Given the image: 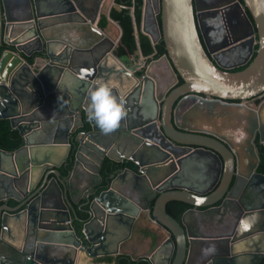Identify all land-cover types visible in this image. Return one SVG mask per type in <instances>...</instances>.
Masks as SVG:
<instances>
[{"label":"water","instance_id":"1","mask_svg":"<svg viewBox=\"0 0 264 264\" xmlns=\"http://www.w3.org/2000/svg\"><path fill=\"white\" fill-rule=\"evenodd\" d=\"M88 1L0 0V119H10L23 138L17 149H0V189L5 194L12 190L9 197L19 202L0 205V244L4 232L13 226L31 248L17 247L18 264H79L84 256L111 253L125 239L112 238L110 221L131 231L144 208L134 192L146 182L156 198L148 216L156 226L149 229L150 240L156 248H166L163 242L167 240L169 264H241L242 256L251 257L243 264H259L264 258V202L249 208L239 203L242 215L233 231L225 234L194 232L188 218L198 207L224 209L233 201L234 179V186L240 178L264 180V173L256 170L259 159L245 154V148L253 147L258 128L263 129L264 140V125L260 126L258 112L247 103L264 92V0H222L202 7L196 0H144L142 30L154 44L163 37L167 48L163 58L173 74L178 72L184 80L166 97L158 98L159 80L150 69L138 76V63L128 65L110 50L109 55L99 54L101 42L83 46L49 35L54 25L80 22L102 41L105 33L86 12ZM98 6L93 1L89 8L96 13ZM216 12L238 16L248 28L232 47L249 44L253 52L254 45H259L256 57L241 70L214 60L210 53L217 50L206 48L202 41L204 18ZM151 20L153 29L148 25ZM79 39L94 42L86 35ZM111 59L115 65H109ZM113 77L118 84L111 82ZM100 84L116 87L126 112L120 126L109 134L102 133L88 114L91 92ZM143 91H151L153 104L135 110L134 98ZM54 92L59 95L56 108L61 113L55 123L37 113ZM188 93L199 100L180 117L176 110L174 117L177 99ZM240 130L245 134L238 139ZM107 141L117 146L123 143L125 149L115 154L105 150L98 168L82 176L80 187H67L61 167L68 165L69 155L73 153L74 161L69 175H74L84 151L91 154L87 147L97 148ZM197 152L210 154L214 161L213 184H219L215 189L211 186L212 191L176 181L184 165L204 159L196 158ZM242 156L247 157L246 172L241 168ZM105 157L118 165H133L115 169L105 179L101 173ZM19 182L30 185L29 190ZM82 194L86 202L74 206ZM174 200L192 205L181 219L167 210ZM207 220L202 216L205 226H209ZM209 245L215 251L205 256ZM145 256L158 264L150 253Z\"/></svg>","mask_w":264,"mask_h":264},{"label":"flooded vegetation","instance_id":"2","mask_svg":"<svg viewBox=\"0 0 264 264\" xmlns=\"http://www.w3.org/2000/svg\"><path fill=\"white\" fill-rule=\"evenodd\" d=\"M220 1L222 0H196V5L201 6V7L210 6L212 4L219 3ZM93 13L94 12L92 10V14ZM213 14L214 15L211 16L212 18H209L208 16L204 18V20L206 21V24H205L206 33L204 34L200 30L202 41L204 45L206 46V48L209 47V48L217 50L216 52L212 54L210 53V55L212 56L214 60L219 61L224 66H228L231 70L236 71L238 70L237 68L239 67H246L256 57L257 51L259 48L258 43L254 45L253 52H251L249 44L238 46V47H232L233 44H231L236 37L244 34L248 30V28L246 27L244 23V20L241 21L238 16H234L233 14H227L226 12L225 13L216 12ZM249 15H251L250 12H249ZM149 29H153V23L149 26ZM140 31H142V26H141ZM140 31L138 29L137 38H139ZM161 39H163V37L160 38V40ZM223 46L225 48H221ZM4 47L6 48V46ZM213 55L215 57H213ZM162 58H163V55L159 58H154L152 55L149 59L146 60V62L148 63L149 61L151 63L156 60H160ZM146 70L147 69L144 70L143 75L145 74ZM156 78L159 80L158 81L159 89L156 90L157 98L160 95H164V97H166L168 94H170V92L174 88L178 87L184 82L180 74L178 72H176V74H173V72L170 70L168 65L166 69H163V70L161 69L160 74L157 75ZM191 95H194V94L188 93L186 95L180 96L177 99L174 105V115H173L174 117H175L176 110L179 113V117H180L184 114V112L187 109H189L192 105H194L199 100L198 98L197 99L192 98ZM57 98H59V95L58 93H55V92L53 94H50L47 97L46 101H47V105L49 106V108H51L52 101ZM227 102L234 103V100L227 101ZM237 102H241V100H238ZM159 103L161 106L163 104V99L159 100ZM247 103L251 108H254V110L258 112L259 119H260L259 120L260 126L264 125V92L257 95L256 97H253ZM49 121H52V120L47 119V122ZM261 130L263 129L261 128L257 129V132L254 135V138L252 141L253 147L245 148L246 149L245 154L248 157L256 156L259 159L258 164L256 166V170L257 172L264 173V171L260 170V168L264 166V140H262ZM244 134L245 133L242 130L238 131L237 132L238 139H240L242 135ZM177 149L179 152H183L182 149H179V148ZM195 157L204 158V159H201V160L198 159L190 164L187 163L188 165L186 167L184 165L182 167L183 174L181 172V174H179V176L177 177L176 181L179 184H186V183L192 184L193 186L198 188V190H201V191H212L219 184V183L213 184L215 177H216V169H215L214 161L212 160L210 154H203L201 152H197L195 154ZM130 165H133V163H130ZM130 165L126 166L124 164V166H119L117 167V169L122 170V168H126ZM234 181L232 182V186H231L232 188L234 187L233 201L228 202L229 204L224 209L218 212L214 210L213 208L198 207L196 210H194L195 212L189 213L188 221L190 223L191 229L194 232L202 231L204 233L211 234V235L216 234V231H214L215 233H213L212 230L215 229L214 223H217L218 221L220 222V225H221L220 234L232 232L236 221L242 215V212L240 208L238 207L239 203L244 205L246 208H249V207H258L259 205H261V203L264 202V180L256 176H253L249 179L240 178L235 186H234ZM19 185L22 187H25L26 190H29L30 185L25 186L21 182H19ZM211 186H214L212 190H211L212 188ZM14 190H15V193L19 192L16 189ZM31 192L32 191H30V193ZM12 193L14 192H12L11 190L9 194H5V191L3 190V188L0 189V198H1L0 205L8 204V203L12 205L18 204L19 202L13 200L12 197H9V195ZM128 193H131V191ZM19 194L20 193H18V195ZM134 194L137 195V197L140 200V203H142V206H144V208L142 212L140 213V215L134 220L131 231L128 232V229L126 226L120 227L119 225L114 224V221L113 222L110 221V224H109V230L114 234L112 236L113 239H116V241L118 242L120 238L125 239L124 241L120 243V247H118V249L117 248L115 249V247L110 249L112 251L111 253H104L98 256H87L86 258L87 261L85 263L80 262L79 264H122L123 259H126L128 264H142L144 260H147L150 264H152L151 261L149 260V257L145 256V254H149V253L155 258L158 264H169L168 259H169L170 244L167 243V240H166V243H165V240L163 242V244L166 245V248H164L163 244H161L163 246H159L158 248H156L155 246H152V242L150 240L149 229L156 228L153 222L149 220L148 218L149 210L151 213L153 210L154 204H155V199H156L154 198V195L152 194L151 186H149L148 183L143 182L139 191L134 192ZM171 202L168 203L167 210L170 214L175 216L169 209ZM149 203H150V206H148ZM191 207L192 205L188 204V206L182 213L181 217L178 219H181L184 213L189 211ZM215 212L220 213V217L218 218L214 217L216 219L213 221L214 218L213 219L211 218H212V214ZM194 215L197 216L196 221L194 220V218H192L194 217ZM84 216L86 217L85 214ZM202 216L204 218H208L207 221L209 222L208 223L209 226H205L203 224ZM79 225L81 226L80 223ZM75 226L79 233V229L81 227L78 226V224ZM93 227H94V230L97 227L95 222L93 224ZM105 227L103 228V231H105ZM16 232H17L16 233L17 237H19L18 239H21L20 232L18 231ZM126 236L128 237L126 238ZM166 239H167V235H166ZM129 244H137L138 247L135 248L136 246H134V247H131L130 250L126 249V246ZM29 245L30 244L28 245L24 244V242H23V245L22 244L14 245L9 241H5V240L2 241V243L0 244V264H18L17 262L21 259V255L19 254L17 247L21 246L22 249L30 250L31 248ZM204 255L210 256L211 254L204 253ZM250 258L251 257L247 258L245 256H242V258H240L239 263L243 264L244 260L248 261L250 260ZM263 260L264 258L259 264H262Z\"/></svg>","mask_w":264,"mask_h":264},{"label":"crops","instance_id":"3","mask_svg":"<svg viewBox=\"0 0 264 264\" xmlns=\"http://www.w3.org/2000/svg\"><path fill=\"white\" fill-rule=\"evenodd\" d=\"M93 1L94 2L97 1L99 3V6H98L97 12L92 14V8L90 10L89 7H91V3ZM107 1L108 0H89L88 1V3H87L88 4V6H87L88 8H86V12L87 13L89 12L88 16L90 17V19H93V22H96V21L99 22L101 16H97L96 14L97 13H100V14L103 13V11H104V9H105V7L107 5ZM112 5H113V2L107 8V11H106V13L109 15V17H110V10H111ZM110 20L113 21L115 24H117L119 26V24L115 20L111 19V17H110ZM142 22H143V20H142ZM151 24H152V20L148 22L149 26ZM67 25H68L67 27H61V25H58V24L54 25L53 27H50V30L48 31V33L53 38H58V37L63 36L66 40H68L69 42L75 43L76 45H83L84 46V44L87 45V43H93V45H95V43L101 42L100 45H98L99 54H103V55L107 54L108 51L110 50L111 54H113L115 57L118 56L117 53H116V48H117V46L120 43L122 31L119 34V36L115 37V38H113L112 35L109 36V35H107V33H105V38H102V41H101V40H99L101 38L100 35H98L96 33H91L92 30L89 27H87L86 24H81L80 22H73V23H68ZM97 27H98V23H97ZM135 27H136V25H135ZM62 30L66 31V33H65L66 35L63 34L64 32ZM81 35H83V36L86 35L87 37H89V39L93 40L94 42L88 41V39H87V42H86V40L85 41H80V40H82V39H79L81 37ZM137 35H138V28L136 27V36ZM53 40H55V39H53ZM111 41H114V44ZM54 44H55L56 47H59V45H60L58 40H56V42ZM108 55H109V53H108ZM142 56H141V60L138 61L139 62L138 63L139 66L135 69L136 70L135 73L138 76L143 75V72H144L145 69H150L153 77H157V75L160 74L161 69L162 70L166 69V67L168 65L164 58H162L160 60H157V61H154V62H151V63L148 61V63H147L146 60L149 59V58L147 56H144V55H142ZM144 59H145V61H144ZM112 61H113V59L110 60L109 65H115ZM146 67H148V68H146ZM140 71L142 72V74L139 73ZM111 82L113 84H118V81L114 77L111 80ZM135 84L136 83H134V85ZM110 87H111V89L113 91V94L117 97V89H116V87L115 86H110ZM154 89H155V86H154ZM163 89H164V87H163ZM135 101L137 103V104H133L135 110H137L140 107H146L147 105L151 106L153 104L152 103V97H151V91H149L148 93H145L143 91L141 93H138V95L136 94V98H134V102ZM56 104H57V99H54L52 101L51 108H49V106L47 105V101H45V103L42 106H39L37 108L38 116L41 117L44 120L51 119L55 123L57 121L56 118L59 117L60 114H61L59 112L58 108H56ZM54 123L51 124L50 126L53 127ZM106 143L107 144H105V145L104 144H98L97 148L87 147V151H89V153H91V154H88L86 151H84V154L82 155V161L79 164H77V169L75 171V174L74 175H69L68 174L66 176V178H65L67 187H70L71 185H73L74 187H80L81 181H82L81 180L82 176L86 172L92 171V170H96L98 168V166L100 164V160L103 159L104 155L106 154V152H104L105 150L107 152L111 153V154H115L116 151L125 149V144H123V143L119 144L118 146L114 142L112 143V142H108L107 141ZM106 145L108 147L110 145L111 147L110 148H106ZM116 148L118 150H116ZM71 157H73V153H71L69 155L67 161H69ZM105 158L108 159V157H105ZM246 160H247V157L246 156H242L241 168H242V170L244 172L247 171V167L244 165V162L247 163ZM73 166H74V161H73ZM72 169H73V167H72ZM82 195H83L82 196L83 198L80 199L79 202H75L74 206L78 207L80 203L86 202V200H87L86 199V195L85 194H82ZM214 217H217V218L220 217V213H217V212L213 213L211 219H213ZM192 218H194V220L196 221L197 216L194 215V217H192ZM215 219L216 218H214L213 221ZM217 221H218V219H217ZM188 223H189V221H188ZM214 224H215V229L212 230V232L215 233L214 231H216V234L220 233V231H221L220 222L218 221L217 223H214ZM16 233H17L16 229H14L13 226H11V228L9 230H6L4 232V240L5 241H9L12 244H17V245H21L22 244L23 245V241L18 239L19 237H17ZM134 246H136L135 248L138 247L137 244H129V245L126 246V249L130 250L131 247H134ZM86 258H87L86 256L82 257L80 262L81 263H85L87 261Z\"/></svg>","mask_w":264,"mask_h":264},{"label":"trees","instance_id":"4","mask_svg":"<svg viewBox=\"0 0 264 264\" xmlns=\"http://www.w3.org/2000/svg\"><path fill=\"white\" fill-rule=\"evenodd\" d=\"M112 2L113 5L110 10V17L115 20L119 26L111 21L109 15L106 13L107 8ZM143 6L144 0H108L98 22V27L104 33H107V35H112L113 38L118 37L122 31L120 43L116 48V53L128 65H134L136 62L138 63V61L141 60L142 55L149 58L153 55L154 58H159L167 53L164 39H161L158 43L154 44L148 34L140 31L143 20ZM158 21L160 26H162L161 15H158ZM135 25L140 31L139 38L136 36ZM30 60L32 61L31 58ZM243 68L245 67H239L237 69L240 70ZM139 73L142 74L141 71ZM22 144L23 138L18 129L12 126L11 120L8 118H1L0 148L14 150ZM68 162V165H64L61 168L64 175H68L72 170V157ZM125 165H129V163H125ZM119 166H124V164L118 165L110 161V159H105L101 171L103 178L107 179L110 173ZM260 170L264 171V166H262ZM187 206L188 203L175 200L170 203L169 209L177 218H180ZM122 264H128L127 260L123 259ZM142 264L150 263L147 260H144ZM262 264H264V260Z\"/></svg>","mask_w":264,"mask_h":264},{"label":"clouds","instance_id":"5","mask_svg":"<svg viewBox=\"0 0 264 264\" xmlns=\"http://www.w3.org/2000/svg\"><path fill=\"white\" fill-rule=\"evenodd\" d=\"M88 114L104 134L115 131L126 116L123 102L117 99L107 84H100L92 90ZM214 251L213 245L205 249L206 254H212Z\"/></svg>","mask_w":264,"mask_h":264}]
</instances>
